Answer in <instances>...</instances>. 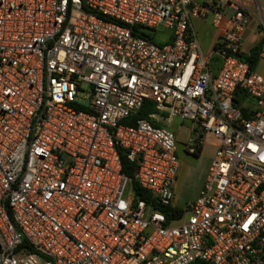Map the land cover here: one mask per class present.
<instances>
[{"label": "built area", "instance_id": "obj_1", "mask_svg": "<svg viewBox=\"0 0 264 264\" xmlns=\"http://www.w3.org/2000/svg\"><path fill=\"white\" fill-rule=\"evenodd\" d=\"M247 1L0 0V264H264V75L241 57ZM207 15L204 53L191 20ZM160 29L170 38L156 42ZM144 100L153 109L124 122ZM174 117L189 121L188 154L207 134L214 146L184 208Z\"/></svg>", "mask_w": 264, "mask_h": 264}, {"label": "rangeland", "instance_id": "obj_2", "mask_svg": "<svg viewBox=\"0 0 264 264\" xmlns=\"http://www.w3.org/2000/svg\"><path fill=\"white\" fill-rule=\"evenodd\" d=\"M247 2L249 7L253 10L252 15L255 18V29L258 32L260 29L259 19L264 20V0H248ZM254 6H256V8H254ZM191 24L196 33L201 50L204 53L207 52L213 29L209 23V16L207 15L198 19L195 18L192 20ZM163 30L160 29L155 32L153 36L154 41L158 42L164 38L163 32L165 30ZM242 47L245 49L246 42ZM214 56L218 55L211 50L209 59L211 60ZM261 62H263V60L257 62L254 70L264 75V68L259 66ZM177 119L178 118H174L171 124V128L176 131V155L178 158V167L173 182L174 197L172 203L178 208H184L189 201L195 198V193L204 180L207 165L213 156V147L211 144V137L207 134L203 141L204 143L199 156L185 153L183 149V140L187 135L185 134V129L187 130L190 124L187 119H182L180 120L181 126L176 128Z\"/></svg>", "mask_w": 264, "mask_h": 264}, {"label": "trees", "instance_id": "obj_3", "mask_svg": "<svg viewBox=\"0 0 264 264\" xmlns=\"http://www.w3.org/2000/svg\"><path fill=\"white\" fill-rule=\"evenodd\" d=\"M135 28L136 27L133 28L134 34H135V30H136ZM139 32L141 35H144V36H147L148 38H151L149 33H145L143 31H139ZM261 43H262V38L259 36L257 41L251 47H249L248 51L241 55V57L245 61H247L248 66L251 68H253L255 63L258 61L257 54H258V51L260 49ZM213 51H215V47L213 48ZM219 62H220V59L218 56H214L209 61L208 66H209V69L211 70L212 76L215 75V72L217 71V69L219 67ZM238 96L242 97V94H238ZM152 109L153 108L151 107V102L148 100H144L143 103L141 104V106L133 114H131L129 117L124 119V122L133 123L136 118L145 117L147 112L152 110ZM199 149L200 148H197V151L193 154L194 156L198 155ZM121 168H122V171L126 174H129L131 172V168H132L131 163L129 161H127L123 156H121ZM133 186L135 188L136 194L137 195L141 194V192L139 191V188L134 184H133ZM166 210L167 209L165 208L164 211L166 212ZM174 211H177V210H175L174 208L171 209V212H174ZM188 264H204V262L201 260H193V261L189 262Z\"/></svg>", "mask_w": 264, "mask_h": 264}, {"label": "crops", "instance_id": "obj_4", "mask_svg": "<svg viewBox=\"0 0 264 264\" xmlns=\"http://www.w3.org/2000/svg\"><path fill=\"white\" fill-rule=\"evenodd\" d=\"M195 1H198V2H208V1H211V0H195ZM248 3V2H247ZM248 7H249V4H248ZM193 19H195V18H192V20ZM196 19H198V18H196ZM255 18H254V16L252 15V12H250V17H249V20H248V23H247V25L244 27V29L242 30V32H241V38H240V47H241V51L243 52V53H246L247 51H248V49H249V47H251L256 41H257V39L259 38V32H257L256 31V29H255V20H254ZM192 20H191V22H192ZM191 26H192V24H191ZM164 31V30H163ZM164 38L162 39V40H165V39H169L170 38V33H169V31L168 30H165L164 32ZM212 38H213V29H212V33H211V39H210V44H211V40H212ZM161 41V40H160ZM245 42H246V47H245V49H243V47H242V45L243 44H245ZM210 44H209V46H210ZM261 61V60H263V62H261L260 64H259V66L261 67V68H264V59H258V61ZM257 61V62H258ZM257 62L255 63V65L257 64ZM255 65H254V67H255ZM218 70V69H217ZM217 72V71H216ZM216 72H215V74H216ZM174 118H177V117H174ZM174 118L172 119V121H171V123H170V128H171V124H172V122H173V120H174ZM181 126V121L179 120V118L177 119V123H176V128H179ZM172 129V128H171ZM173 130V129H172ZM173 132H174V134L176 135V131H174L173 130ZM185 134H187V130L185 129ZM177 138V137H176ZM203 143L204 142H202V144H201V146H200V149H199V152H198V156L201 154V149H202V146H203ZM211 144H212V147H213V150H214V146H213V142H212V139H211ZM178 145V144H177ZM176 149H177V147H176ZM183 149H184V145H183ZM184 151H185V149H184ZM185 153H187L186 151H185ZM200 187V186H199ZM198 190H199V188L197 189V191H196V193H195V196H196V194H197V192H198Z\"/></svg>", "mask_w": 264, "mask_h": 264}]
</instances>
